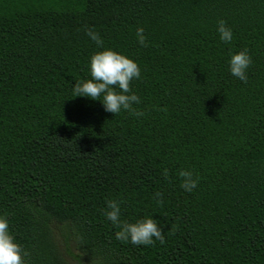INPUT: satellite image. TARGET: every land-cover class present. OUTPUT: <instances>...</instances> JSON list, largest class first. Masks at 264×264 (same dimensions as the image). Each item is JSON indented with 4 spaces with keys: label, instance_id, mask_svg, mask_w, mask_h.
I'll use <instances>...</instances> for the list:
<instances>
[{
    "label": "trees",
    "instance_id": "obj_1",
    "mask_svg": "<svg viewBox=\"0 0 264 264\" xmlns=\"http://www.w3.org/2000/svg\"><path fill=\"white\" fill-rule=\"evenodd\" d=\"M106 49L138 64L143 115L74 96ZM108 200L164 243L118 240ZM0 216L25 264H264V0H0Z\"/></svg>",
    "mask_w": 264,
    "mask_h": 264
},
{
    "label": "clouds",
    "instance_id": "obj_2",
    "mask_svg": "<svg viewBox=\"0 0 264 264\" xmlns=\"http://www.w3.org/2000/svg\"><path fill=\"white\" fill-rule=\"evenodd\" d=\"M218 32L222 41L227 43L232 40V31L226 27L225 21H218ZM86 35L98 47L103 45V40L94 30L88 29ZM136 35L138 43L146 47V37L142 27L137 28ZM251 63L248 50L244 49L231 56L229 61L230 73L242 82H247L246 70ZM89 71L91 79L75 84L73 88L75 97L98 100L102 96V104L106 112L114 115L119 114L121 110H126L136 116L143 115L142 112L133 108L134 104L140 103V99L130 89L132 80L140 78V68L136 62L123 54L106 49L92 55ZM163 174L167 176V170ZM179 176L182 178L181 187L185 191L191 192L197 187L198 179L193 177L191 171H181ZM154 195L157 203H162L160 199L162 194L155 193ZM107 209L105 212L107 219L120 229L115 233L118 240L138 246L153 244V238L164 243L163 230L155 219L145 218L135 223L121 221L120 202L116 200H108ZM27 255L28 253L14 241V237L10 234L7 218L0 216V264H25L24 257Z\"/></svg>",
    "mask_w": 264,
    "mask_h": 264
}]
</instances>
